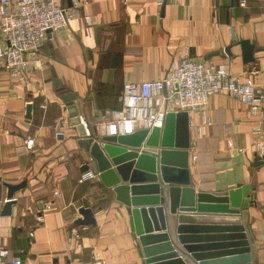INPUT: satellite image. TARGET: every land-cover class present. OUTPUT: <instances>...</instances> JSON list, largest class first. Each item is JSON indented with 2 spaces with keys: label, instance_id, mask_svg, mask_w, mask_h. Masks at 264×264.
I'll list each match as a JSON object with an SVG mask.
<instances>
[{
  "label": "crops",
  "instance_id": "obj_1",
  "mask_svg": "<svg viewBox=\"0 0 264 264\" xmlns=\"http://www.w3.org/2000/svg\"><path fill=\"white\" fill-rule=\"evenodd\" d=\"M56 1L71 7V0ZM77 1L78 13L65 29L46 38L26 82L11 81L0 65V249H7L20 264H143L125 206L98 176L80 182L86 171L77 159L76 140L85 128L73 127L53 75L60 88L74 95L80 121L104 134L105 112L121 108L118 98L124 84L158 80L180 59L223 63L234 76L258 84L256 71L264 59V0H165L162 6L156 0ZM244 40L254 47L253 63L242 61ZM186 113L192 186L229 191L251 183L256 185L255 204L245 209L246 219H240L199 213L195 200L194 212H181L186 207L180 197L175 213L169 207L177 216L176 228L179 214L193 219L183 224L194 227L192 236L214 237L196 243H212L225 234L212 227H225L230 217L238 218L246 230L248 224L255 263L264 264V165L251 167L256 118L226 94L211 97L204 114ZM204 118L211 126L203 124ZM28 139L34 142L31 150L25 147ZM125 163L134 168L136 160ZM23 181L26 187L14 194L10 215L2 216L9 201L5 185ZM82 210L91 211L93 224L77 223L83 221Z\"/></svg>",
  "mask_w": 264,
  "mask_h": 264
},
{
  "label": "water",
  "instance_id": "obj_2",
  "mask_svg": "<svg viewBox=\"0 0 264 264\" xmlns=\"http://www.w3.org/2000/svg\"><path fill=\"white\" fill-rule=\"evenodd\" d=\"M162 9L164 11V7ZM50 38L51 31H48L47 39ZM240 48L243 63H253V45L244 40L241 41ZM226 53L230 55L229 52ZM53 77L57 92L70 110L73 127H81L82 122L75 111L74 95L60 88L56 75ZM80 127L78 128L81 129ZM79 133L80 138L76 143L80 151L77 159L83 161L81 171L92 170L103 185L112 191L116 200L125 206L143 264H256L248 224L246 230L240 220L241 217H247L245 209L255 204L256 185L239 184L229 191H208L203 188L196 190L192 186L186 112L168 113L163 128H154L151 132L142 129L131 135L108 136L96 128H87V131L84 129ZM146 138V147L141 149ZM128 160H136L134 168L132 164L125 163ZM262 165L264 156L260 158L254 155L251 167L258 168ZM142 179L152 181L153 184L143 185L141 183L144 181H139ZM156 181L162 186L164 203L160 202V187ZM167 184L170 185L169 192ZM5 186L9 201L1 211L2 216L10 215L12 198L16 192L26 187V181ZM147 194L155 196L147 197ZM180 197L181 206L186 207L181 212H194L192 206L195 200L199 213L239 216L240 219L230 217L229 224L225 227H212L221 231V234L225 233L216 236L221 241L196 243L197 240L206 241L214 237L192 236L194 227H185L183 224H189L193 219L180 214L176 228L177 216L169 213V207L175 213ZM81 214L83 221H78V224L89 225L95 222L90 210H82Z\"/></svg>",
  "mask_w": 264,
  "mask_h": 264
},
{
  "label": "built area",
  "instance_id": "obj_3",
  "mask_svg": "<svg viewBox=\"0 0 264 264\" xmlns=\"http://www.w3.org/2000/svg\"><path fill=\"white\" fill-rule=\"evenodd\" d=\"M156 1L158 6L165 2ZM80 7L77 0H71V7L56 0H0V42L4 45L0 48V65L11 81L26 82L27 74L35 69L48 31L65 29ZM256 73L261 77L258 84L250 78L234 76L223 63L180 59L158 80L124 84L118 98L121 108L105 112L106 133L125 136L139 128L149 132L154 128L162 129L168 113L204 114L211 97L226 94L245 105L256 118L252 128L253 149L261 158L264 156V59ZM82 124L87 131V125ZM203 124L211 126L207 118ZM33 144V140L28 139L26 149L31 150ZM193 160L196 161V157ZM93 177V172L86 171L80 182ZM9 263L20 264V261L11 259L10 252L1 248L0 264Z\"/></svg>",
  "mask_w": 264,
  "mask_h": 264
}]
</instances>
